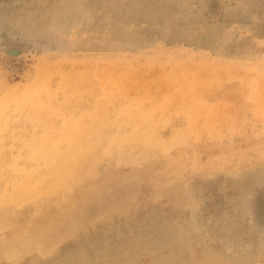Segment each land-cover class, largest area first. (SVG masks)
<instances>
[{"label": "rangeland", "instance_id": "obj_1", "mask_svg": "<svg viewBox=\"0 0 264 264\" xmlns=\"http://www.w3.org/2000/svg\"><path fill=\"white\" fill-rule=\"evenodd\" d=\"M0 264H264V0H0Z\"/></svg>", "mask_w": 264, "mask_h": 264}, {"label": "water", "instance_id": "obj_2", "mask_svg": "<svg viewBox=\"0 0 264 264\" xmlns=\"http://www.w3.org/2000/svg\"><path fill=\"white\" fill-rule=\"evenodd\" d=\"M4 51H5L6 53H8V54H15V53H17V51H16V52H9V51L6 50V48L4 49Z\"/></svg>", "mask_w": 264, "mask_h": 264}]
</instances>
